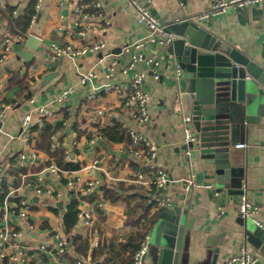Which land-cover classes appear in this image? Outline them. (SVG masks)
Listing matches in <instances>:
<instances>
[{"label":"crops","instance_id":"crops-1","mask_svg":"<svg viewBox=\"0 0 264 264\" xmlns=\"http://www.w3.org/2000/svg\"><path fill=\"white\" fill-rule=\"evenodd\" d=\"M1 1L0 14L5 22V30L10 34L23 33L15 27L13 20L35 0ZM139 1L165 26L177 17L196 20L217 0ZM58 2L40 1L36 20L30 27L31 34L40 41L33 58L23 61L18 57V52L24 43L14 44L8 60L0 65V109L3 111L0 126V203L9 193L16 191L17 196L27 201L30 207L28 222L11 216L9 208L3 207L0 211V231L13 230L21 234L19 238H11L2 245L5 257L0 258V264H20L8 260L16 245L22 246L28 254L26 262L21 264H73L74 261H82L83 264H121L127 258V253L111 251L109 246H118L127 236L136 233L134 218L137 206L142 199H146L148 187H138L129 181L132 175L141 170L138 161L129 154L130 141L111 142L101 135L103 129L113 126L125 133L136 129L158 148L156 166L173 181L161 191L171 199L169 208L188 207L187 218L191 220L192 228L186 234L185 264H225L227 258L243 244L249 253L257 256L258 264H264V242L257 249L244 241L243 229L238 223L242 219L237 212L238 192L228 193L226 189L218 191L216 186L189 193L182 190L180 181L192 174L196 182L212 186L213 182L208 180L199 164L188 165L184 163L181 153H177L182 146L183 128L181 119L170 109L169 83L172 73L166 67V57L160 47L146 43L140 50L145 58L157 63L154 72H146L142 85V89L150 95L148 123L136 127L131 110L125 106L121 94L107 89L110 85L122 87L135 72L146 70L145 62H140L127 70L126 74L122 73L131 62L130 54L123 53L122 47L143 42L146 35V30L136 23L134 13L121 0H87L88 10L96 17L92 20L94 29L81 38L78 31L84 30V26L76 25L77 18L74 19L68 11L60 10ZM94 2H99L101 8H90ZM15 10L20 14L12 16ZM106 21L110 23L109 26ZM201 27L256 64H264V3L243 9L229 8L226 13L202 23ZM100 28L104 31L101 32ZM98 41L105 43L101 53L86 52L76 60H49L52 44H69L80 49ZM111 66L113 71L107 77ZM52 71H56V76L38 88L31 97L24 99L26 93L38 87L44 75ZM88 71L94 72L95 76L87 85L81 86L79 78ZM155 75L158 76L157 80L154 79ZM50 86L52 89L46 91ZM69 88L73 89V93L57 106L54 97ZM96 88L103 91L97 98L92 97ZM30 99H33V103H30ZM44 104L56 112L55 119L46 122L53 128L50 137L52 149L64 151V145L68 153L66 156H69L65 161L79 166L75 171H65L59 178L47 170L52 165L57 167L55 162L58 156L52 154L53 150L46 151L43 139L38 137L46 123L34 126L32 148L37 158L32 163L22 167L19 165L17 154L22 151V142L12 139L18 135L21 117L33 106ZM99 111L102 114H98ZM58 123H61L62 129L55 130ZM239 144L246 147L231 148L240 175L235 189L241 190L251 202L262 208L263 214L257 218L264 228V121L253 125L250 132L235 145ZM94 161L98 162L97 169L92 166ZM34 176L41 178V187L38 185L41 189H50L61 195H64L67 179L74 180L79 189L89 180L100 179L102 185L110 190L111 199L105 198L100 188L84 195L77 211H91L92 225L84 228L77 220L70 234L66 235L62 222L64 212L57 207L61 201L47 195H36L35 184L28 186ZM112 191H116L117 195L114 196ZM141 216L142 213L139 214ZM55 236L67 242L66 252L62 255L57 253ZM72 237H79L86 245L83 254L78 251L77 245L72 244ZM104 245L106 248H103ZM40 246L45 249L40 250ZM151 249L148 246L144 264H151Z\"/></svg>","mask_w":264,"mask_h":264},{"label":"water","instance_id":"water-1","mask_svg":"<svg viewBox=\"0 0 264 264\" xmlns=\"http://www.w3.org/2000/svg\"><path fill=\"white\" fill-rule=\"evenodd\" d=\"M1 6L0 0V9ZM165 28L179 36L170 44L159 46L172 73L170 109L180 119L189 117L198 137L197 143L182 145L177 153L182 154L184 163L199 164L218 191L241 194V190L235 189L240 175L231 148L253 125L264 121V64H256L219 40L194 18L177 17ZM39 43L38 38L29 35L18 57L30 61ZM56 74L46 73L39 86L29 90L24 99ZM51 89L50 86L46 91ZM187 149L189 154L185 155ZM57 207L62 209V202ZM187 210V206L161 210L149 234L151 264H185L186 234L192 228ZM238 223L245 243L258 249L264 242V228L244 219ZM145 257L146 254L143 264Z\"/></svg>","mask_w":264,"mask_h":264},{"label":"built area","instance_id":"built-area-1","mask_svg":"<svg viewBox=\"0 0 264 264\" xmlns=\"http://www.w3.org/2000/svg\"><path fill=\"white\" fill-rule=\"evenodd\" d=\"M40 1L41 0H35V12H37L40 8ZM121 1L125 2L128 8L134 13L136 23L146 30V35L143 39V42L124 45L122 47V52L130 54L131 57L130 64L126 69L122 70V73L126 74L127 70L133 69L135 65L140 62H145L144 64L146 70L135 72L128 83L122 87L110 85L107 86V89H113L121 94V97L124 99L125 106H129L131 110V116L136 127H140L144 126L150 121V115L148 112V102L150 100V95L142 89V85L146 76V72H154L152 66H154V68L157 66V63L151 58H145L140 53V50L146 43H153L157 44L158 46L168 45L172 41L178 39L179 36L166 32L165 26L159 21V19L149 12L144 3L141 1ZM263 3L264 0H217L212 2L205 11L198 15L195 21L198 24H202L213 17L226 13L229 8L243 9L249 5H262ZM58 6L60 10L68 11L74 19L77 18L76 25L84 26V30L78 31L79 37L85 38L87 32L91 29H94L92 20L96 17V15L95 13H92L90 10H88L89 5L87 0H59ZM90 8L98 10L101 8V4L99 2H94ZM17 14H20V11L15 10L13 11L12 16H16ZM35 20L36 18L33 16L29 22L28 29L25 32L10 34L5 30V22L0 14V65H3L8 60L14 44H23L27 37L32 35L30 27L35 22ZM105 23L107 26L110 24L108 21ZM99 30L101 32L104 31L102 28ZM104 48L105 43L103 41L92 43L91 45L80 49H76L69 44H52L49 48V60L51 62L62 61L63 59L76 60L83 56L86 52L101 53ZM112 71L113 67L111 66L109 67V73L107 77L111 76ZM94 76L95 74L92 71L82 74L79 78V84L81 86L87 85ZM154 79L157 80L158 76L155 75ZM72 93V88L61 91L54 97V103L57 106L63 104L68 96ZM101 93H103V91L96 88L92 97L97 98V96H99ZM30 103H33V99H30ZM98 114H102V111H99ZM2 117L3 111L0 109V126ZM55 117L56 112L54 109L46 104L33 106L28 113L21 117L19 121L18 135L12 138L22 142V151L17 154L19 165L21 167L32 163L37 158L36 152L32 148V140L35 135L34 126H42L44 123L54 120ZM181 123L183 128L182 145L188 146L195 144L198 140V137L191 126V119L189 117H183L181 118ZM127 135L130 140L128 148L129 154L133 159L138 161L141 168L140 171L132 175L129 181L138 187H148L145 197L147 204L150 206L149 216H151L157 210H164L170 207L171 199L168 196L163 195L161 191L165 186L172 183L173 181L165 171L158 169L156 166L158 148L150 143V141L142 132L137 131L136 129L128 130ZM73 145H76V143H73ZM245 147V144H239L235 145L234 149H244ZM63 148L65 154H68L64 145ZM187 154H189V149L185 151V155ZM92 166L93 168L97 169L98 162L94 161ZM47 170L50 173L56 175L57 178H59L62 174H65V171L59 170V168L54 165L48 167ZM31 183L35 184L34 190L36 195H47L49 198H52L55 201H61L62 211L64 213L67 211V208L71 204L73 198L76 199L79 204L81 198L84 195L95 192L103 186L100 179H94L83 183L79 189L76 186V182L74 180L70 181L67 179L64 185V195H61L60 193H55L50 189H41V178L34 176L33 180L30 181L28 186H30ZM180 183L182 185V190L185 193L200 189H211L213 187L210 184L196 182L193 174L190 175L189 178L181 180ZM99 206H101V204H99ZM237 206L238 215L242 219L249 220L255 226L263 228L261 222L257 218L258 215L263 214L262 208L259 205L251 202L245 193H241L238 197ZM3 207L10 209L11 216L18 217L20 220L28 222L30 216L29 203L24 199L19 198L16 191L9 193L3 200V203H0V211ZM77 220L82 227L89 228L93 221L92 212L83 210L78 211ZM149 234L150 232H148L143 238L139 249L132 257L131 264H143V256L146 254L147 248L149 246ZM20 236V233L14 232L13 230L0 231V258L5 257V255L2 253V245L11 238H19ZM55 241L57 253L59 255L64 254L67 249V242L65 239L55 236ZM245 246L246 245L243 244L234 255L227 258L225 264H258L257 256L249 253ZM44 249V246H40V250ZM27 258L28 254L26 250H24L22 246L16 245L13 254L8 257V260L11 263L21 264L22 262H26ZM73 264H83V262L74 261Z\"/></svg>","mask_w":264,"mask_h":264},{"label":"trees","instance_id":"trees-1","mask_svg":"<svg viewBox=\"0 0 264 264\" xmlns=\"http://www.w3.org/2000/svg\"><path fill=\"white\" fill-rule=\"evenodd\" d=\"M35 16L37 17V13L34 10V4L28 5L25 9H23L22 14L17 16L13 22L15 23V27L18 28V30H21L25 32L27 30V27L29 26V22L31 18ZM62 125L61 123H58L55 125V130H60ZM53 128L51 125H48L47 123L43 126L42 130L38 133V137L43 139L42 143H45L46 147L44 148L46 151L53 150L52 154H55L58 156L57 161L55 162L59 170L61 171H75L78 169V164L72 162V161H65V158L69 157L66 156L65 152L56 148L52 149V141L50 140V137L52 136ZM101 135L111 142H129V138L127 133L125 131L119 130L117 126H113L111 128L103 129L101 132ZM100 190L103 191V196L105 198H110V190H107L105 186L100 187ZM112 194L114 196L117 195L116 191H112ZM110 195V196H108ZM111 199V198H110ZM77 205L78 202L76 199H72L71 204L67 208V211L62 216V222L64 227V232L66 235H69L72 228L77 223ZM149 210L150 206L147 204L146 199H142L141 203L137 206V213L134 219L135 226L137 227V231L133 235H129L126 237L125 241L120 243L118 246L110 245L109 250L111 251H120V254L127 253V258L123 259L121 261V264H131L132 263V257L134 253L139 249L140 244L145 237V235L151 231V228L153 227L159 213L161 210H157L154 212L151 216H149ZM55 211H57L55 209ZM142 213V216L139 217V214ZM141 219V220H140ZM71 242L73 245H77V249L80 253H84L86 249V245L79 237H72ZM103 248H106V245L103 246ZM101 250V249H100ZM100 250H98V253L100 254ZM97 253V254H98Z\"/></svg>","mask_w":264,"mask_h":264}]
</instances>
